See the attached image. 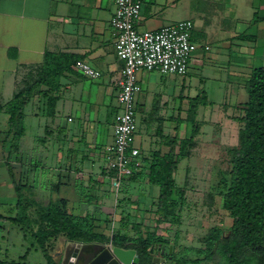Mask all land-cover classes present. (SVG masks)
<instances>
[{
    "label": "crops",
    "instance_id": "0c3cea01",
    "mask_svg": "<svg viewBox=\"0 0 264 264\" xmlns=\"http://www.w3.org/2000/svg\"><path fill=\"white\" fill-rule=\"evenodd\" d=\"M114 9L111 0H0V104L4 105L14 96L28 71L41 63L46 50L72 54L77 57L76 61H85L97 69L100 72L98 78L81 75L74 69V65L72 71L59 77L58 100L54 106V116L46 115V133L50 132L49 129H55L62 134L64 140H76L78 148L73 158L75 167L71 168L69 165L68 168L78 172L83 169L84 161L88 160L85 149L95 142L92 146L100 148L99 156L92 158L90 165L95 167L98 163L101 177L104 173L103 152L112 142V119L117 108L113 107L111 121H105L110 124L109 129L103 128L100 121L96 125L90 120V115L94 105V114L99 117L105 108V103L102 102L107 100L110 104L116 99L119 89L123 62L116 56L114 35L109 25ZM185 18L191 19L194 24L190 62L197 61L203 68H209L207 75L202 76L199 81L200 87L204 85L201 89L206 97L210 96L209 93H214L216 98H223L226 93L238 94L243 91V80L249 77L251 70L264 66V0H141L140 18L135 27L138 31L154 30ZM217 64L218 73H211L213 65ZM150 77L140 72V85H148ZM139 96H142V103L138 101ZM139 96L136 98L137 110L142 104L145 109L152 95L149 97L143 90ZM86 98H91L94 102L87 103ZM243 103L237 106L242 114ZM214 106L217 105L212 103L210 107ZM7 127V114L2 109L0 195L12 199L9 206L12 215L0 213V227L10 221L8 218H17L19 211L25 207L14 206L16 196L4 165L6 154L3 142ZM144 139L145 136L139 137L136 132L135 143L143 156H147ZM67 152H72L71 148ZM67 178L69 181L65 182ZM59 179L63 182L60 193L74 185V179L67 171ZM29 207H25L26 211ZM34 209L33 206L32 210ZM21 232L22 240L30 233ZM12 252L18 254V257L25 253L26 261L30 251L29 248L15 247L12 241L7 240L3 244L0 240V258L8 257Z\"/></svg>",
    "mask_w": 264,
    "mask_h": 264
},
{
    "label": "rangeland",
    "instance_id": "374dc122",
    "mask_svg": "<svg viewBox=\"0 0 264 264\" xmlns=\"http://www.w3.org/2000/svg\"><path fill=\"white\" fill-rule=\"evenodd\" d=\"M186 19L188 18L172 21L167 25ZM209 45L211 46V43ZM208 69L198 65L197 61H189L187 72L182 75H160L156 72L142 71L145 75L151 76L148 85L146 83L140 85L142 91L144 90V93L149 97L152 95L149 98L148 107L144 109L142 104L139 105V110H136L137 135L145 136L146 155L152 156V152L156 150H166L162 144V136H176L179 139L188 134L191 128L190 124L177 123L174 118L178 116L182 119L186 116L188 97H194L201 88H204V85L200 87L199 81L202 76L207 75ZM213 69L211 73H218V64L217 66L213 65ZM246 79H240V81H244V89L238 94L226 93L225 97L216 98L214 93H209L208 101L220 108L210 107L212 104L197 108L198 132L194 136L195 146L186 149L187 155L178 159L177 168L174 171L176 187L184 191V202L180 212V223L172 225L166 236L172 241L174 234L177 233L174 248L176 252H181L185 247H202L203 238L209 233L210 228L218 226L227 229L231 224L228 212L221 206V198L217 195L216 184L221 173L230 167L229 148L237 146L238 143V130L242 126L238 119L242 113L237 106L247 99ZM39 99L35 96L25 106V133L20 140L19 153L16 154L17 159L14 160V156L11 158L14 166L23 167L24 178L21 183H24V186L20 192L21 203L18 205L16 198L14 206H30L26 211L30 217L26 226L35 229L38 222V219L35 220V223L33 221L36 216V208L45 206L49 200L63 196L69 200V208L73 213L80 214L86 211L94 213L97 218L96 222L100 227L102 226L101 229L107 235L110 234L111 229L118 228L120 224L126 226L122 233L129 235L136 231L141 233L152 231L155 227L153 213L157 202L158 187L148 184L145 179H140L122 183L118 193H113L109 183L100 176L98 163L95 167L90 165L92 163L90 160L98 155L100 149L92 146L95 142L85 149L88 160L84 161L83 169L79 172L71 169L75 167L73 158L76 155L75 150L78 148L76 140H64L62 134L55 129H49L50 132L46 133L44 101L42 99L39 101ZM86 100L87 103L94 102L91 98H86ZM141 100L142 96H139L138 101L142 103ZM102 103H105L104 112L98 117L94 114L96 108L93 105L90 120L96 125L100 121L103 128L109 129L110 124L108 125L106 122L111 121L113 107H118L117 101L116 99L112 100L109 104L106 100ZM153 104L156 105L155 111L151 110ZM158 127L161 128V135L156 133ZM8 145L9 141H6L5 150L8 149ZM68 148H71L72 152L68 153ZM69 165L71 168H68ZM66 171L72 179L76 180L75 184H82L85 189L80 190L72 186L67 188L64 193H56L51 189L50 186L60 180L59 177ZM175 192L173 197L177 196ZM87 194L90 195V201L85 197ZM11 200L9 196L0 195L2 209L0 213L12 215L9 207ZM33 206L34 210H32ZM19 213L21 216L22 212L19 211ZM107 216H110V221L105 222ZM165 227H167L166 224L159 225V228ZM21 231L17 223L6 221L0 227V235L3 236L0 237V240L3 244L9 240L15 244V247L29 248L27 262L44 263L45 259L40 246L36 245L31 233L27 232L28 236L22 240ZM66 241L68 240L64 236L58 235L46 243L47 252L56 262H61ZM103 244L112 246L111 243ZM11 258L19 259L18 254L14 252L8 257L2 256L0 259L9 260Z\"/></svg>",
    "mask_w": 264,
    "mask_h": 264
},
{
    "label": "trees",
    "instance_id": "16d2710c",
    "mask_svg": "<svg viewBox=\"0 0 264 264\" xmlns=\"http://www.w3.org/2000/svg\"><path fill=\"white\" fill-rule=\"evenodd\" d=\"M72 54L44 51L42 61L29 71L22 86L0 110L7 114L6 141H9L4 165L14 186L17 204L21 203V183L24 178L23 167L14 166L11 160L19 153L20 140L24 136L25 106L33 97L44 101L45 113L54 116V106L58 100L59 77L72 71L76 62ZM247 99L242 104L243 114L239 117L242 126L238 130L237 146L229 148L228 170L221 173L216 184L217 195L221 198L222 208L228 212L231 224L227 229L213 226L203 238L199 248L185 247L181 252L174 250L177 233L171 241L166 234L172 225L180 223V212L184 202V191L177 189L174 171L178 159L187 155L186 149L195 146L194 136L197 134L196 112L199 106L212 103L207 100L203 89L194 97H188L186 116L174 118L177 123L190 124V131L183 138L162 136L165 151L156 150L152 156H144L142 168L134 172L123 183L145 179L148 184L158 187L156 207L154 209L155 227L152 231L141 233L136 231L129 235L122 233L126 226L120 224L111 229L107 235L96 222L94 213L88 211L73 213L69 208V200L60 196L49 200L45 206L36 208L35 229L28 228L29 223L25 207L22 215L8 218L17 223L20 230L30 232L37 246L43 253L45 262L42 264H61L53 260L46 250V243L56 236L62 235L69 241L83 243H111L124 249H133L138 257L137 264H155V257H163L165 261L158 264H264V66L254 67L245 82ZM39 99V101H40ZM155 104L151 110L155 111ZM137 110V107H136ZM161 120V119H160ZM156 133H161L158 127ZM26 179V178H25ZM68 182L65 180V182ZM71 182V181H70ZM76 183V180L73 181ZM62 180L50 187L60 193ZM77 189H85L82 184H75ZM78 191V190H77ZM176 191V192H175ZM174 192L177 194L173 197ZM88 201L90 195L85 196ZM36 220V221H35ZM110 221V216L105 222ZM163 223L167 227L159 228ZM106 224V223H105ZM22 226V228H21ZM171 246V253L168 247ZM164 247V253L161 249ZM0 264H32L25 261V253L18 260L6 261L0 259Z\"/></svg>",
    "mask_w": 264,
    "mask_h": 264
},
{
    "label": "built area",
    "instance_id": "2783aa9c",
    "mask_svg": "<svg viewBox=\"0 0 264 264\" xmlns=\"http://www.w3.org/2000/svg\"><path fill=\"white\" fill-rule=\"evenodd\" d=\"M115 9L109 25L114 35V48L123 62L117 111L113 116V138L103 152V178L117 194L122 183L141 170L143 154L136 145V98L141 91L138 74L142 71L160 75L185 74L193 51L191 20H180L154 30L138 31L141 0H111ZM74 69L87 78H98L100 72L78 60Z\"/></svg>",
    "mask_w": 264,
    "mask_h": 264
},
{
    "label": "water",
    "instance_id": "95a60500",
    "mask_svg": "<svg viewBox=\"0 0 264 264\" xmlns=\"http://www.w3.org/2000/svg\"><path fill=\"white\" fill-rule=\"evenodd\" d=\"M161 254L164 247L160 248ZM171 246L168 252L171 253ZM163 257H155L154 263H163ZM61 264H137L138 257L133 249L106 246L101 243L66 241L62 252Z\"/></svg>",
    "mask_w": 264,
    "mask_h": 264
}]
</instances>
